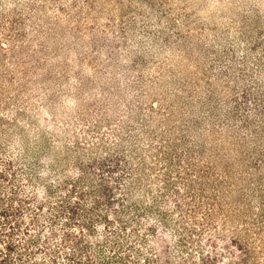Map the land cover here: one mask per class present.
I'll return each mask as SVG.
<instances>
[{
	"label": "rangeland",
	"instance_id": "374dc122",
	"mask_svg": "<svg viewBox=\"0 0 264 264\" xmlns=\"http://www.w3.org/2000/svg\"><path fill=\"white\" fill-rule=\"evenodd\" d=\"M0 264H264V0H0Z\"/></svg>",
	"mask_w": 264,
	"mask_h": 264
}]
</instances>
